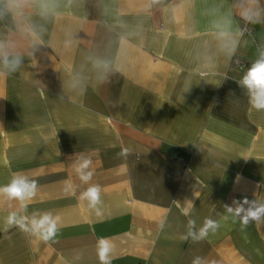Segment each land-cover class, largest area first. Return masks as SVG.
Wrapping results in <instances>:
<instances>
[{
	"label": "crops",
	"instance_id": "crops-1",
	"mask_svg": "<svg viewBox=\"0 0 264 264\" xmlns=\"http://www.w3.org/2000/svg\"><path fill=\"white\" fill-rule=\"evenodd\" d=\"M52 8L42 18L29 4L23 24L35 27V41L0 23V41L23 58L17 72H0V185L14 175L37 182L31 200L0 195V264H100L101 238L110 264L195 256L264 264V221L241 230L224 208L264 202V111L237 84L247 70L237 61L258 55L264 11L261 23L247 20L250 34L240 23L264 0H53ZM223 21L239 40L231 56L218 39ZM81 156L92 160L87 183L73 167ZM91 185L101 188L95 208L81 199ZM44 211L59 229L48 242L7 226L10 214L30 226ZM207 218L221 227L184 239L189 220L198 230Z\"/></svg>",
	"mask_w": 264,
	"mask_h": 264
},
{
	"label": "clouds",
	"instance_id": "clouds-1",
	"mask_svg": "<svg viewBox=\"0 0 264 264\" xmlns=\"http://www.w3.org/2000/svg\"><path fill=\"white\" fill-rule=\"evenodd\" d=\"M33 0H0V23L5 21L16 23L20 26L22 31L32 37L35 41L38 33L34 26L25 28L23 18L30 3ZM39 5V15L44 18L51 15L54 11L52 8L53 0H35ZM264 10L247 9L244 14V19L249 22L261 23V12ZM231 27V21H223L218 27L221 31L218 32V39L220 41L221 49L228 55H233L238 47L239 40L230 31L225 30ZM23 63V58L17 53L8 50V46L0 41V72L12 74L18 71ZM106 66V62L98 61L97 66ZM238 86L244 89L248 96L250 106L258 111H264V48H262L256 59L253 60L250 67L245 71L237 82ZM76 87V84L72 85ZM191 91V85L184 89V93ZM184 95L180 100L184 102ZM131 154V149L122 148L117 154L119 157L127 158ZM92 160L88 157L81 156L77 159L73 167L75 172L79 175L82 182L87 183L90 181L93 173L89 170ZM37 190V182L31 180L24 175H14L6 185H0V195L9 200H16L25 202L31 200ZM101 188L99 185H91L83 193L81 199L87 200L89 207L95 208L101 201ZM233 204L237 205L235 208L225 205L226 212L235 217L233 222L239 220L241 230L247 228L250 222L264 221V202L257 200L249 201L244 199L243 202L234 201ZM244 205H248L247 208ZM194 206L189 202V207L185 208L184 214L188 215L191 207ZM225 220L229 216L224 217ZM7 226H18L22 231L30 232L42 239L45 242L52 240L58 233L59 229L54 215L50 211H44L39 217H34L31 220L30 226L27 223H19L15 214H10L7 218ZM163 229V223L159 225ZM221 227L220 223L214 219L207 218L204 220L203 225L197 230L195 228V221H188V230L184 236L185 240L191 238L195 242H200L208 238L209 233H215ZM110 246L107 240L101 238L97 244V255L100 264H110L109 260ZM191 264H206V261L201 256L193 257Z\"/></svg>",
	"mask_w": 264,
	"mask_h": 264
},
{
	"label": "built area",
	"instance_id": "built-area-1",
	"mask_svg": "<svg viewBox=\"0 0 264 264\" xmlns=\"http://www.w3.org/2000/svg\"><path fill=\"white\" fill-rule=\"evenodd\" d=\"M240 32L241 33H248L250 34L251 33V30L250 28L248 27V23H247V20H244L240 23ZM255 44L257 46V48L259 49V51L264 48V35H262L259 39L255 40ZM259 53V52H258ZM253 62V61H252ZM252 62H249V63H246L244 61H237V64L243 68L245 67L246 69H248L251 65ZM140 264H147L145 262H142Z\"/></svg>",
	"mask_w": 264,
	"mask_h": 264
}]
</instances>
